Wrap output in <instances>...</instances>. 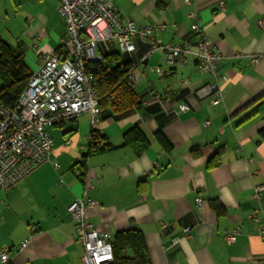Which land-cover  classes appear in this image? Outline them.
Wrapping results in <instances>:
<instances>
[{"label":"crops","instance_id":"crops-1","mask_svg":"<svg viewBox=\"0 0 264 264\" xmlns=\"http://www.w3.org/2000/svg\"><path fill=\"white\" fill-rule=\"evenodd\" d=\"M60 6L61 0H0V37L25 46L32 73L45 55L60 52L67 33ZM115 6L124 20L153 27L164 44H195L191 27L200 23L222 55L216 76L194 56L170 64L162 49L141 62L149 40L136 41L133 55L116 47V63H129L141 76L137 106L118 113L101 103L95 126L83 115L48 129L50 160L0 191V247L10 264H81L84 247L68 207L82 197L97 203L87 219L113 238L141 230L152 264H264V193L261 200L253 195L264 184V0H115ZM207 87L212 91L203 94ZM217 90L223 100L214 104ZM182 104L190 109L180 111ZM135 127L149 140L141 154L126 144ZM93 131L100 146L113 149L89 154ZM237 229L229 243L227 234Z\"/></svg>","mask_w":264,"mask_h":264},{"label":"built area","instance_id":"built-area-1","mask_svg":"<svg viewBox=\"0 0 264 264\" xmlns=\"http://www.w3.org/2000/svg\"><path fill=\"white\" fill-rule=\"evenodd\" d=\"M191 0H186L190 3ZM60 13L66 22L67 33L60 41V52L45 55L38 72L33 73L15 107L0 103V191L6 192L25 179L36 167L48 162L54 153V140L48 129L66 122L76 121L83 115L90 116L92 125L101 120L100 98L88 67L103 61L108 53L121 47L133 55L139 52L136 41L149 40L151 51L142 56L141 62L153 53L166 51L168 62L182 61L194 56L200 68L216 76L222 55L213 48L212 41L200 23L191 29L198 35L195 44H164L161 35L151 26L142 27L133 20H124L117 11L115 0H61ZM195 16V13L193 14ZM258 58L254 59L257 63ZM159 75L161 68L154 69ZM141 76L133 69L131 83L137 86ZM191 84L190 80L185 81ZM213 88H203V94ZM214 104L223 100L220 90L215 91ZM186 104L180 111H188ZM264 184L257 186L254 198L261 200ZM202 203V199L198 200ZM97 203L74 201L68 211L77 229V240L83 243L81 264H108L113 261V236L98 229L86 217L88 207ZM264 215V206L261 207ZM264 235V223L259 227ZM189 234V228L186 230ZM240 230L227 234L229 243H235ZM175 239L174 243H178ZM30 242L26 239L20 249ZM10 253L0 247V264H10Z\"/></svg>","mask_w":264,"mask_h":264},{"label":"trees","instance_id":"trees-1","mask_svg":"<svg viewBox=\"0 0 264 264\" xmlns=\"http://www.w3.org/2000/svg\"><path fill=\"white\" fill-rule=\"evenodd\" d=\"M115 52L108 53L103 61L88 67L93 74L94 85L100 97V104L108 105L115 112L122 113L138 104L135 86L131 83L133 68L129 63L117 62ZM33 73L25 63V46L13 45L0 37V103L15 107L27 87ZM101 108V107H100ZM102 113V112H101ZM264 137V131H263ZM100 135L93 131L89 154L110 151L113 147L107 143L99 145ZM158 138L169 145L165 135L160 132ZM126 144L138 154L148 146L149 140L144 132L135 127L126 136ZM113 261L108 264H152L143 232L136 228L118 232L112 239Z\"/></svg>","mask_w":264,"mask_h":264},{"label":"rangeland","instance_id":"rangeland-1","mask_svg":"<svg viewBox=\"0 0 264 264\" xmlns=\"http://www.w3.org/2000/svg\"><path fill=\"white\" fill-rule=\"evenodd\" d=\"M5 38V37H4ZM4 40V39H3ZM6 41V40H5ZM7 42H9V41H7ZM10 43V42H9ZM1 84V83H0Z\"/></svg>","mask_w":264,"mask_h":264}]
</instances>
